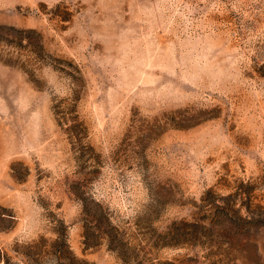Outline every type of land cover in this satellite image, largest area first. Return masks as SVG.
<instances>
[{"label":"rangeland","instance_id":"obj_1","mask_svg":"<svg viewBox=\"0 0 264 264\" xmlns=\"http://www.w3.org/2000/svg\"><path fill=\"white\" fill-rule=\"evenodd\" d=\"M0 264H264V0H0Z\"/></svg>","mask_w":264,"mask_h":264}]
</instances>
